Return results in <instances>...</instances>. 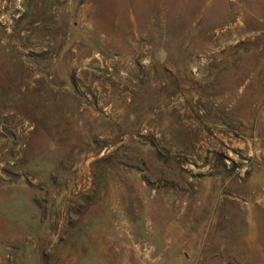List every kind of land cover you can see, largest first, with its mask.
Instances as JSON below:
<instances>
[{
	"label": "rangeland",
	"instance_id": "374dc122",
	"mask_svg": "<svg viewBox=\"0 0 264 264\" xmlns=\"http://www.w3.org/2000/svg\"><path fill=\"white\" fill-rule=\"evenodd\" d=\"M0 264H264V0H0Z\"/></svg>",
	"mask_w": 264,
	"mask_h": 264
}]
</instances>
